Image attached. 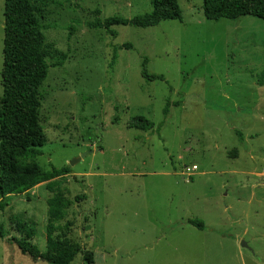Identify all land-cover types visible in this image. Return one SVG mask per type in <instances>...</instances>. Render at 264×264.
<instances>
[{
    "label": "rangeland",
    "instance_id": "rangeland-1",
    "mask_svg": "<svg viewBox=\"0 0 264 264\" xmlns=\"http://www.w3.org/2000/svg\"><path fill=\"white\" fill-rule=\"evenodd\" d=\"M31 1L51 65L40 87L46 143L35 161L71 172L0 210V264H51L7 238L22 225L44 250L54 196L71 201L57 223L93 252L92 263L82 251L71 264H264V20L213 21L203 0H178L181 21L114 25L112 35L90 22L142 15L150 0ZM3 11L0 0V96ZM123 43L131 47L111 66L113 45ZM143 58L163 80L141 76ZM166 100L177 105L164 118ZM135 115L153 128L129 127Z\"/></svg>",
    "mask_w": 264,
    "mask_h": 264
},
{
    "label": "trees",
    "instance_id": "trees-1",
    "mask_svg": "<svg viewBox=\"0 0 264 264\" xmlns=\"http://www.w3.org/2000/svg\"><path fill=\"white\" fill-rule=\"evenodd\" d=\"M151 11L132 18L118 15L103 20L96 17L90 22L93 27L105 28L115 35L114 25L135 27L155 26L162 20L182 19L178 0H150ZM99 13V10H96ZM203 15L210 20L220 18L236 19L252 15L264 20V0H203ZM42 11L31 0H4L3 11V65L1 69L2 94L0 96V210L9 205L13 195L27 192L42 182H52L71 172L69 166L43 170L35 158L41 154V147L46 143V136L39 122V110L42 94L40 87L45 81L51 66L46 60L44 25L40 21ZM131 47L130 43L113 45L110 65L117 59V50ZM67 54L52 64L60 66ZM147 58H143L141 76L148 80H163L162 74L149 73L146 68ZM177 103L166 100L162 109L165 118L169 108ZM163 121L156 130L158 131ZM129 127L149 130L154 122L142 115L132 116ZM82 196H75L81 201ZM71 201L63 196L48 199V221L46 225V247L41 250L32 239L33 231H24L22 225L16 226L19 236H10L7 240L14 243L22 254L31 259H40L51 264H71L75 256L82 252L81 245L70 239L65 230L67 224L57 222L64 217ZM187 223L199 229L204 223L199 218H189ZM7 235L4 224L0 223V237ZM83 259L92 263L91 250L83 251Z\"/></svg>",
    "mask_w": 264,
    "mask_h": 264
},
{
    "label": "built area",
    "instance_id": "built-area-1",
    "mask_svg": "<svg viewBox=\"0 0 264 264\" xmlns=\"http://www.w3.org/2000/svg\"><path fill=\"white\" fill-rule=\"evenodd\" d=\"M197 168V166L196 165H193L191 168H189V169H192V170H195Z\"/></svg>",
    "mask_w": 264,
    "mask_h": 264
},
{
    "label": "water",
    "instance_id": "water-1",
    "mask_svg": "<svg viewBox=\"0 0 264 264\" xmlns=\"http://www.w3.org/2000/svg\"><path fill=\"white\" fill-rule=\"evenodd\" d=\"M73 162H74V161H73ZM73 162H72V163H73ZM242 244H243L244 246L246 245V243H244V242H243Z\"/></svg>",
    "mask_w": 264,
    "mask_h": 264
}]
</instances>
